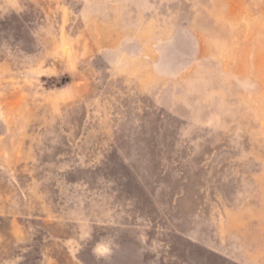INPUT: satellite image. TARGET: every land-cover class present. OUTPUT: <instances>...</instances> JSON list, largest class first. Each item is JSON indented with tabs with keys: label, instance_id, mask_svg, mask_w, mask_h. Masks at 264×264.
<instances>
[{
	"label": "rangeland",
	"instance_id": "374dc122",
	"mask_svg": "<svg viewBox=\"0 0 264 264\" xmlns=\"http://www.w3.org/2000/svg\"><path fill=\"white\" fill-rule=\"evenodd\" d=\"M0 264H264V0H0Z\"/></svg>",
	"mask_w": 264,
	"mask_h": 264
}]
</instances>
